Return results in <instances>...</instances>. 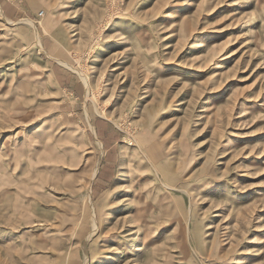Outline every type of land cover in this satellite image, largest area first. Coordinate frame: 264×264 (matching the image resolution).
I'll list each match as a JSON object with an SVG mask.
<instances>
[{
    "label": "rangeland",
    "instance_id": "obj_1",
    "mask_svg": "<svg viewBox=\"0 0 264 264\" xmlns=\"http://www.w3.org/2000/svg\"><path fill=\"white\" fill-rule=\"evenodd\" d=\"M0 264H264V0H0Z\"/></svg>",
    "mask_w": 264,
    "mask_h": 264
},
{
    "label": "bare ground",
    "instance_id": "obj_2",
    "mask_svg": "<svg viewBox=\"0 0 264 264\" xmlns=\"http://www.w3.org/2000/svg\"><path fill=\"white\" fill-rule=\"evenodd\" d=\"M97 171H98V167L96 168V173H97ZM120 176H121V177L124 176V172H123V171L121 172ZM94 225H96V222L94 223Z\"/></svg>",
    "mask_w": 264,
    "mask_h": 264
}]
</instances>
